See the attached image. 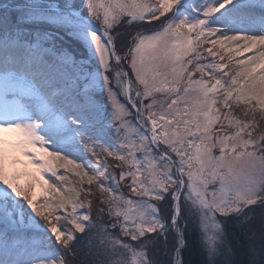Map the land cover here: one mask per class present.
Listing matches in <instances>:
<instances>
[{
  "label": "snow or ice",
  "instance_id": "obj_1",
  "mask_svg": "<svg viewBox=\"0 0 264 264\" xmlns=\"http://www.w3.org/2000/svg\"><path fill=\"white\" fill-rule=\"evenodd\" d=\"M257 209L264 0H0V264H264Z\"/></svg>",
  "mask_w": 264,
  "mask_h": 264
},
{
  "label": "trees",
  "instance_id": "obj_2",
  "mask_svg": "<svg viewBox=\"0 0 264 264\" xmlns=\"http://www.w3.org/2000/svg\"><path fill=\"white\" fill-rule=\"evenodd\" d=\"M151 27V26H150ZM153 28V27H152ZM130 31V29H124ZM198 223V222H197ZM247 224L238 227L235 221H228L226 223V231L229 235L232 245L236 248L237 255L236 259L239 260L243 256L242 245L246 243L245 232L248 231ZM187 244L183 252L184 264H202L203 256L200 247V231L198 226H189V232L186 233ZM170 248V245H169ZM155 259L160 261H167L168 256L164 252L156 253Z\"/></svg>",
  "mask_w": 264,
  "mask_h": 264
},
{
  "label": "rangeland",
  "instance_id": "obj_3",
  "mask_svg": "<svg viewBox=\"0 0 264 264\" xmlns=\"http://www.w3.org/2000/svg\"><path fill=\"white\" fill-rule=\"evenodd\" d=\"M151 27H153V28H158V27H159L158 22H153V24L151 25ZM254 51H255V50H254ZM253 54H254L253 52L247 53V55H253ZM247 55H246V56H247ZM243 58H245V57H242V58H240V59H243ZM29 170H31V168H30ZM60 171L63 172V169H60ZM66 175H68L69 179L72 180L73 182H75V181L77 180V178H76L75 176L71 175V173H66ZM49 176H50V174H47V175L45 176V178H48ZM210 187H211V186H210ZM34 191H35L36 194H37L38 200L43 198V196H44V192H43L42 189H40V188L37 186V187L34 189ZM123 191L125 192V194H127V188H124ZM94 207H95V204H94ZM93 215L95 216L96 213L93 212ZM246 224H247L246 226L249 225V227H248V231H249V232H253V231H254V232L257 233V235H259L262 226H264V215H262L261 212H260V210L257 209L256 212H255L254 217H253L250 221H248ZM89 259H91V258H89ZM101 259H103V255L101 256Z\"/></svg>",
  "mask_w": 264,
  "mask_h": 264
},
{
  "label": "bare ground",
  "instance_id": "obj_4",
  "mask_svg": "<svg viewBox=\"0 0 264 264\" xmlns=\"http://www.w3.org/2000/svg\"><path fill=\"white\" fill-rule=\"evenodd\" d=\"M246 55H247V53H245V55H244L245 58H246L247 56H250V55H247V56H246ZM240 58H242V57H240Z\"/></svg>",
  "mask_w": 264,
  "mask_h": 264
}]
</instances>
